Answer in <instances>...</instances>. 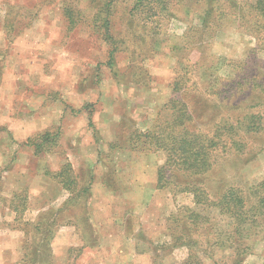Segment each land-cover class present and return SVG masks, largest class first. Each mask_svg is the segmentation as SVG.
<instances>
[{"label": "rangeland", "instance_id": "374dc122", "mask_svg": "<svg viewBox=\"0 0 264 264\" xmlns=\"http://www.w3.org/2000/svg\"><path fill=\"white\" fill-rule=\"evenodd\" d=\"M110 1L0 0V264H180L189 250L177 245V223L197 209L188 191L216 200L264 179V30L245 8L252 0H230L227 17L208 28L201 7L176 9L155 34L129 26L130 0L118 1L110 10L113 68L92 23L109 15ZM171 100L186 105L189 131L212 137L233 126L242 147L219 146L199 176L167 171L159 188L164 153L132 135L158 118L173 123L170 112L158 117ZM252 122L256 129H246ZM44 132L58 136L36 151ZM65 164L78 189L88 188L73 205L49 176ZM16 194L27 197L17 219ZM39 221L41 231L24 225ZM200 248L201 264L228 260L219 247ZM244 264H264L263 242Z\"/></svg>", "mask_w": 264, "mask_h": 264}, {"label": "trees", "instance_id": "16d2710c", "mask_svg": "<svg viewBox=\"0 0 264 264\" xmlns=\"http://www.w3.org/2000/svg\"><path fill=\"white\" fill-rule=\"evenodd\" d=\"M118 1L121 4L123 0H111L105 3L104 10L109 13L108 16L98 15L92 18L94 28L99 31L110 49L107 62L109 68H113L112 56L116 49V40L112 35L110 10L112 5H119ZM227 2L230 0H130L129 26L148 28L149 34H155L162 23L173 16L174 10L196 5L202 8L200 13L202 27L208 28L216 19L222 21L227 17V9H229ZM69 7L71 6L64 7V14L68 27L72 29V26L76 25L77 17L73 15ZM245 8L253 15V18L261 21L259 23L264 30V0H252L245 4ZM182 85L181 80L177 81L172 90L179 92ZM162 112H170L173 123L163 124L158 118L152 130L135 132L132 135L133 138L141 141L145 149L164 153L165 163L158 170L157 185L159 188L166 185L167 171L172 177H176L177 173L199 176L208 172L214 163V152L219 146L223 151L229 148L240 152L242 145L234 139L236 132L233 126H224L218 135L220 138L215 135L208 137L188 130L187 124L191 120L184 103L171 100L162 108L158 117L162 116ZM252 118L257 121L259 117L253 116ZM251 125V128L246 129H256L253 128L256 127L255 122ZM57 136L58 133L55 135L44 132L41 144H34L35 150L39 151L44 143L53 141ZM49 176L69 193V202L72 205L75 203L73 199L79 200L81 193L88 192V188L78 189L70 164L61 166L59 171ZM188 193L192 194L197 209L187 210L184 214L185 218H179L177 223L181 228V234L176 236L177 245L185 246L189 250L188 257L180 264H201L195 252L199 251L201 246L208 247V245L219 247L224 253L227 252L228 260L224 264H244V258L250 253L253 245L257 241L264 244V179L246 188L229 187L216 200L210 199L204 191L198 188H192ZM12 202L10 208L17 219L26 210L27 197L16 194ZM67 203L65 204L70 205ZM212 220H217L216 225L220 228L215 235L216 230H212V226H209ZM24 225L25 227L31 226L37 231H41L44 227L40 221L36 224L24 222ZM201 231L207 234L204 240L200 239ZM210 235L215 237L213 241L209 238ZM47 239L48 237H45L43 242H47Z\"/></svg>", "mask_w": 264, "mask_h": 264}]
</instances>
